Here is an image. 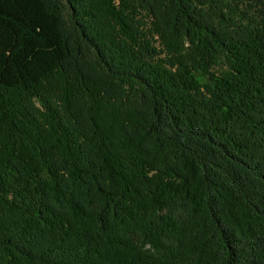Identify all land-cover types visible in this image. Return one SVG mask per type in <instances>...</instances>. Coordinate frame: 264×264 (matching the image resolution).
Wrapping results in <instances>:
<instances>
[{
    "label": "trees",
    "instance_id": "trees-1",
    "mask_svg": "<svg viewBox=\"0 0 264 264\" xmlns=\"http://www.w3.org/2000/svg\"><path fill=\"white\" fill-rule=\"evenodd\" d=\"M0 264H264V0H0Z\"/></svg>",
    "mask_w": 264,
    "mask_h": 264
}]
</instances>
